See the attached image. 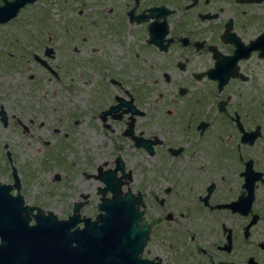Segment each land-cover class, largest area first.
<instances>
[{
  "label": "flooded vegetation",
  "instance_id": "obj_1",
  "mask_svg": "<svg viewBox=\"0 0 264 264\" xmlns=\"http://www.w3.org/2000/svg\"><path fill=\"white\" fill-rule=\"evenodd\" d=\"M5 1L12 0H0V7ZM31 4L0 22V35L12 36L13 29L5 34V27ZM92 8L97 47L88 60L86 55L79 60L80 76L86 67L89 75L79 82L76 120L65 123L76 124L83 137L93 134L85 145L134 148L149 159L157 157L158 166L165 156L168 168L142 177L143 184L134 188L131 170L116 152L109 167L80 171L77 199L60 218L39 199L25 203L23 173L12 162L8 144L1 143L6 167L0 185L8 187V195L21 197L23 210H18L28 218L25 225L33 226L39 214L67 220L77 208L80 220L69 231L84 229L83 220L92 222L98 214L100 199L114 195L101 193L98 168L121 166L129 177L122 180L120 194H129L130 203L139 197L147 228L142 244L130 240L126 264H264V110L251 96L230 105L233 94L227 91L234 82L251 85L259 79L264 85V56L257 47L264 33V0H94ZM104 42L111 44L106 51ZM113 44L123 53L113 56ZM42 56L33 53L32 59L57 78L46 61L54 57L53 48L43 46ZM152 87L160 90L152 93ZM8 114L15 131L48 124L52 133L68 135L61 132L63 124L54 125L59 115L40 114L35 122L23 111L22 118L10 114L0 103V127L7 125ZM39 143L45 147L48 141ZM59 179L58 173L52 175V181ZM4 240L2 230L0 244ZM64 243L66 249L74 245ZM53 250L63 257V246Z\"/></svg>",
  "mask_w": 264,
  "mask_h": 264
},
{
  "label": "rangeland",
  "instance_id": "obj_2",
  "mask_svg": "<svg viewBox=\"0 0 264 264\" xmlns=\"http://www.w3.org/2000/svg\"><path fill=\"white\" fill-rule=\"evenodd\" d=\"M80 2L81 0H37L22 9L10 26L5 27V34L7 30L13 29L12 36L0 35L2 106L14 115L23 111L25 115L33 116L35 122L40 119V114L59 115L60 118L54 125L63 124L64 129L61 132L68 133L66 137L52 133L48 130V124L42 126L43 128H32L29 132H23L22 129L15 131L9 114L7 125L0 127V144H8L12 152V162L20 168L24 176L22 194L25 203L39 199L44 202V209L52 210L60 218L70 211L67 207H70L71 201L77 199L80 171H91L100 164L102 168L109 167L111 157L116 152L124 158L126 169L131 170V186L134 188L143 184L142 177L144 181V178H149V174L161 173L163 169L168 168V159L165 156H160L163 167L157 165V157L149 159L134 148L114 150L103 149L99 145H85L88 136L93 137V134L83 137V134L77 131L76 124L65 123L67 119L76 120L81 100L78 95L79 91L83 90L79 82L89 75V72H86L89 69L86 67V75L80 76L79 73L83 70L79 60L83 55H86L88 60L92 48L97 47L92 8L94 0H88L84 4ZM80 9L82 14H78ZM3 30L4 27H0V32ZM102 44L104 51L111 45L105 42ZM45 45L54 50V57L47 58L46 61L56 72L57 78L43 70L32 59L33 53L43 57L42 48ZM113 45L115 47L110 49L113 56L123 53L117 51V45ZM260 67V76L264 77V66ZM255 77L259 78V75ZM259 81L256 79L251 85L237 82L230 84L227 88L228 93L233 94L230 105L238 100L248 102L251 96L253 104L264 110V85ZM158 89L160 90V87H152L151 91L156 93ZM211 106H214L213 100ZM24 114L18 115L22 118ZM261 118L264 121V114H261ZM59 135L61 138L57 140ZM41 140H47L48 144H43V147L39 143ZM1 155L2 150L0 181L5 178L2 170L6 167ZM102 163L105 165L102 166ZM54 173L60 175L58 181H52ZM124 188L125 186H122V189Z\"/></svg>",
  "mask_w": 264,
  "mask_h": 264
},
{
  "label": "water",
  "instance_id": "obj_3",
  "mask_svg": "<svg viewBox=\"0 0 264 264\" xmlns=\"http://www.w3.org/2000/svg\"><path fill=\"white\" fill-rule=\"evenodd\" d=\"M35 0H12L0 7V22H6L15 16L17 10ZM260 55L264 56V33L257 38ZM50 49H45L48 55ZM34 58L45 66L43 60ZM222 83L218 82L220 88ZM149 151V150H148ZM118 160V158H117ZM120 172L115 176L116 171ZM129 177L121 166L100 170L97 178L102 183L101 193L108 190L114 193L111 198H101L98 214L90 222L84 219V229H69L80 219L74 208L67 220H56L48 213L35 219L33 226H26L27 217L19 216L22 200L19 195H8V187L0 185V232L4 231V243L0 244V264H126L129 261L128 244L133 238L142 244V235L147 237V228L143 225L139 197L130 203L129 194H120L124 178ZM115 195H117L115 197ZM231 206V205H230ZM30 210V208H27ZM142 224L141 226L139 224ZM63 230L61 231V226ZM132 232V233H131ZM64 242H74L66 249ZM65 248L63 257L56 256L54 247Z\"/></svg>",
  "mask_w": 264,
  "mask_h": 264
}]
</instances>
